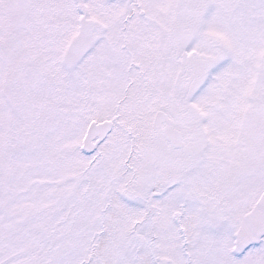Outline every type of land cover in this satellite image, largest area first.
Returning a JSON list of instances; mask_svg holds the SVG:
<instances>
[{
    "label": "snow or ice",
    "instance_id": "obj_1",
    "mask_svg": "<svg viewBox=\"0 0 264 264\" xmlns=\"http://www.w3.org/2000/svg\"><path fill=\"white\" fill-rule=\"evenodd\" d=\"M0 264H264V0H0Z\"/></svg>",
    "mask_w": 264,
    "mask_h": 264
}]
</instances>
